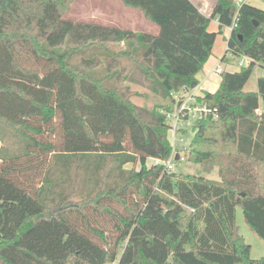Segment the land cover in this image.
Instances as JSON below:
<instances>
[{
	"label": "trees",
	"instance_id": "trees-1",
	"mask_svg": "<svg viewBox=\"0 0 264 264\" xmlns=\"http://www.w3.org/2000/svg\"><path fill=\"white\" fill-rule=\"evenodd\" d=\"M73 1L0 0V124L23 142L20 154L0 153V264H264L235 217L239 205L264 239V75L244 89L264 66V8L211 0L205 14L192 0H120L151 33L63 17ZM234 17L226 53L250 61L204 92L216 116L196 121L187 150L217 178L166 171L160 109L199 83ZM125 82L161 101L135 105Z\"/></svg>",
	"mask_w": 264,
	"mask_h": 264
},
{
	"label": "rangeland",
	"instance_id": "rangeland-1",
	"mask_svg": "<svg viewBox=\"0 0 264 264\" xmlns=\"http://www.w3.org/2000/svg\"><path fill=\"white\" fill-rule=\"evenodd\" d=\"M211 1V0H210ZM239 1V0H238ZM242 1V0H241ZM250 4L264 8V0H246ZM209 2V1H208ZM63 17L74 20V21H84L92 22L96 24H106L117 26L121 28H133L136 31H153V25H148L145 23V18L137 10L125 7L120 0H74L69 7L64 11ZM210 29L215 30L217 26L214 22H211ZM226 32H222L217 35L213 49L212 56L209 59V63L219 61L221 66L226 69L238 68L237 61L241 60V56L232 55L227 52L225 54V59L221 60L222 55L225 52L226 38L224 35ZM264 75V66L259 63H256L251 71V74L244 85L246 90H255L257 78ZM130 88V99L137 105L144 108H151L155 104L161 101V98L151 91L145 85H140L138 83H129ZM57 133L54 135H49L48 138L57 142L60 140L59 126L56 120L55 122ZM191 139V133L186 132L183 135V141L178 144H189ZM23 152V142L21 141L20 136L16 135L12 131L6 129L0 124V153H6L8 155L20 154ZM1 155V154H0ZM153 162H159V160H153L149 158L147 164ZM127 168L135 167L138 168V163H128L124 165ZM174 171L176 173H190V174H203L206 177L217 178L216 170L213 169L210 172H203L201 166L190 162L185 161H176L174 166ZM23 177L19 176L18 179L21 180ZM132 198V196H130ZM117 209L122 210L120 205L112 203ZM236 224L238 226V232L244 237L245 241L250 244L251 250L250 255L253 258H259L264 256V239L257 236L250 227L244 222L242 209L238 205L235 210ZM103 227L108 233H111V223L104 221ZM97 242L101 243V240L95 238Z\"/></svg>",
	"mask_w": 264,
	"mask_h": 264
},
{
	"label": "built area",
	"instance_id": "built-area-1",
	"mask_svg": "<svg viewBox=\"0 0 264 264\" xmlns=\"http://www.w3.org/2000/svg\"><path fill=\"white\" fill-rule=\"evenodd\" d=\"M235 26L236 17H234L232 24L225 28L230 32ZM249 61V57L242 55L241 60L237 61V65L240 67L248 64ZM215 72L221 74L223 69L220 66H217ZM198 89L197 84L190 89L171 91L169 93L170 99L167 106L160 109L168 126V138L171 144L170 157L164 162L166 171H174L176 161L187 160L189 144H178V141H183V135L186 132L192 133L195 129L196 121L205 117L208 113H213V116H216L214 112L215 109L209 108L201 100L203 95L198 93ZM260 108L257 109V111H259ZM175 156H177V159H175Z\"/></svg>",
	"mask_w": 264,
	"mask_h": 264
},
{
	"label": "crops",
	"instance_id": "crops-1",
	"mask_svg": "<svg viewBox=\"0 0 264 264\" xmlns=\"http://www.w3.org/2000/svg\"><path fill=\"white\" fill-rule=\"evenodd\" d=\"M192 1L199 7V9L202 12H204L205 14H209L210 13V11H211V5H212V3H211L210 0H192ZM240 2H241V0H239V1L236 0V3L237 4H239ZM211 22H214L216 26L218 25L216 19H212L210 21V23H209V30H212V29H210ZM145 23H147L148 25H151L150 24L151 22L149 23L147 20H145ZM103 25H106V24H103ZM153 28H154L153 31H146V30H143V31H145V32H151V33H156L157 32V26L156 25H153ZM129 29L135 30L133 28H129ZM223 32H226V34L224 35V37L227 39L228 36H229V34H230V32L226 28H224ZM212 54H213V52H212ZM212 54L210 55V57L212 56ZM224 54H226V45H225V52H224ZM224 54L222 55V57L224 56ZM210 57L208 58V60L204 64L203 68L196 73V78L199 81V83H198V88H199L198 89V93L200 95H203L205 91L213 92L218 87V85H219V83L221 81V74H217L215 72V68L217 66H220L223 69V71H230V72L236 71V70H238L240 68L237 65L238 68H233V69L229 70V69L223 68L221 66V64H220L219 61L212 62V63L210 62L209 63L208 61H209ZM222 57H221V59H222ZM153 160H155V159H153Z\"/></svg>",
	"mask_w": 264,
	"mask_h": 264
},
{
	"label": "water",
	"instance_id": "water-1",
	"mask_svg": "<svg viewBox=\"0 0 264 264\" xmlns=\"http://www.w3.org/2000/svg\"><path fill=\"white\" fill-rule=\"evenodd\" d=\"M263 106H264V99H263ZM175 159H177V156H175Z\"/></svg>",
	"mask_w": 264,
	"mask_h": 264
}]
</instances>
